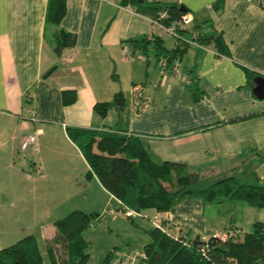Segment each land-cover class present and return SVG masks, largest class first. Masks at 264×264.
Returning a JSON list of instances; mask_svg holds the SVG:
<instances>
[{"label":"crops","instance_id":"0c3cea01","mask_svg":"<svg viewBox=\"0 0 264 264\" xmlns=\"http://www.w3.org/2000/svg\"><path fill=\"white\" fill-rule=\"evenodd\" d=\"M47 1L0 0V250L33 236L50 264L46 240L62 214L120 210L95 177L87 179L89 168L68 135L72 128L137 136L153 162L184 164L199 186L229 177L264 186V99L252 92L253 79L264 78V0H145L185 7L189 26L200 36L220 35L225 44V52L213 44L188 45L174 62L177 74L162 71L152 49L123 52V42L142 37L159 38L168 51L176 47L134 6L68 0L54 26L45 21ZM59 28L74 34L76 44L56 55ZM118 92L124 109L100 117L94 106ZM31 134L38 152H21ZM36 168L40 175L32 174ZM67 174L80 181L82 198L92 199L86 207L78 205ZM154 217L174 236L208 242L250 233L255 223L264 224V209L209 205L193 196ZM127 255L116 263L128 264Z\"/></svg>","mask_w":264,"mask_h":264},{"label":"trees","instance_id":"16d2710c","mask_svg":"<svg viewBox=\"0 0 264 264\" xmlns=\"http://www.w3.org/2000/svg\"><path fill=\"white\" fill-rule=\"evenodd\" d=\"M68 0H48L45 14L47 24L59 26L65 15ZM123 6L132 5L137 11L166 26H176V47L165 50L162 41L153 37L130 39L132 53L140 50L146 54L152 49L155 56L165 59L167 67L173 69L175 60L180 59L192 40L196 44H213L220 52H225V44L220 35L200 36L197 27H182L180 21L188 13L179 4L145 0H119ZM189 37V38H187ZM54 51L60 55L64 49L76 44V37L61 28L53 35ZM50 69L43 76L52 72ZM249 80L252 74L247 72ZM125 100L121 92L114 95L111 102L96 104L94 111L102 118L112 110H123ZM71 141L78 147L89 170L87 179L95 177L101 187L119 203L120 210L127 213V219L152 210L157 214L173 213L179 203L188 197H199L203 203L219 205L223 202L243 203L250 207L264 209V186L241 185L233 178H225L203 187L191 180L184 164L152 161L148 151L137 136L111 131L90 129H68ZM107 211L104 216L110 215ZM151 219L147 214L143 217ZM100 215L74 210L54 222V235L46 240L50 264H87L88 244L83 233L92 226ZM101 217V219H102ZM154 219V218H153ZM163 222V221H162ZM161 225V224H160ZM150 241L142 247L144 257H136L134 264H264V224L255 223L250 233L241 238H220L201 242L187 236H174L160 228L147 231ZM116 251H111L102 264H115ZM0 264H43L37 242L33 236H25L14 244L0 250Z\"/></svg>","mask_w":264,"mask_h":264},{"label":"rangeland","instance_id":"374dc122","mask_svg":"<svg viewBox=\"0 0 264 264\" xmlns=\"http://www.w3.org/2000/svg\"><path fill=\"white\" fill-rule=\"evenodd\" d=\"M159 34L165 40H173V36L159 31ZM46 38L50 40L52 38V30L49 29L46 35ZM32 174H37L35 171ZM61 178L65 179V176L62 174ZM66 179L68 183L72 184L69 189L74 193L78 194L80 199H78V205L81 207H86L92 199L86 197L82 198V187L80 181L78 185L75 181V178L67 174ZM58 178L54 177L53 181H57ZM194 182V178H191ZM203 187H206V185ZM88 196V195H87ZM76 198V197H75ZM113 212L114 217H102L106 212H99L100 217L92 222V226L83 233V239L88 244V253L90 255L89 261L87 264H102L104 258L111 251H116L117 258L121 255L133 254L135 255L138 249H142L146 241H150V237L147 233L148 230L154 228L153 217L155 212L152 210L145 211L149 212L151 219L143 217L141 215H134L131 219H127V213L122 210H110ZM70 213V212H69ZM89 213V212H88ZM91 213V212H90ZM89 213V214H90ZM65 217L68 214H62ZM237 220L241 222V212H237ZM62 217V218H63ZM102 217V219H101ZM223 218H229V215H223ZM245 220V219H244ZM129 246V247H128ZM44 262L43 264H49L48 257L46 255V250L43 251Z\"/></svg>","mask_w":264,"mask_h":264},{"label":"built area","instance_id":"2783aa9c","mask_svg":"<svg viewBox=\"0 0 264 264\" xmlns=\"http://www.w3.org/2000/svg\"><path fill=\"white\" fill-rule=\"evenodd\" d=\"M190 22H191V16H190L188 13H186V14L182 17V19H181V21H180V26H182V27H189ZM151 23H152L155 27H157V28H159L160 30H162L163 32H165V33H167V34L173 36L174 38H175V37H178V36H177V31H176V26H175V25H172V26H166V25L161 24V23L158 22V21H151ZM184 41H185V43H187V44H189V45H196V43L193 42L192 40H186V39H185ZM121 46H122V50H123V52H124L125 54H127V55H130V54H131V48H130V45H129L126 41L123 42V43L121 44ZM159 59H160V68H161V70H162V71L166 70L167 65H166V61H165V59H164L163 57H160ZM158 61H159V60H158ZM173 72L177 74V73H178V70H177L175 67H173ZM38 147H39V146H38V143H37V136H36V134H31V135H28L27 137H25V138L22 140V142L20 143V146H19V150H20L21 152H25L26 150L31 149L32 152H35V153H36V152H38ZM35 172H36L38 175H40V174H41V170H40V168H36ZM109 214H110V215H113V212L111 211V212H109ZM144 217H145V216H144ZM159 223H160L159 219H157V217H154V219H153V224H154V226L157 227V228H160ZM216 237H217V236H216ZM228 238H229L228 236H224V237H222V238H220V239L223 240V241H225V240H227ZM213 239H217V238L214 237ZM125 256H126V255H125ZM127 256H128V257H127V258H128V260H127L128 264H134V263H135V260H136V257H138V256L144 257L143 254L140 253V252L136 253L135 255H133V254H128ZM115 264H117V263H115Z\"/></svg>","mask_w":264,"mask_h":264},{"label":"water","instance_id":"95a60500","mask_svg":"<svg viewBox=\"0 0 264 264\" xmlns=\"http://www.w3.org/2000/svg\"><path fill=\"white\" fill-rule=\"evenodd\" d=\"M253 84H254V87L252 88L253 94L259 99H264V78L261 76L254 78ZM198 240L199 238L197 237L194 243H197Z\"/></svg>","mask_w":264,"mask_h":264}]
</instances>
